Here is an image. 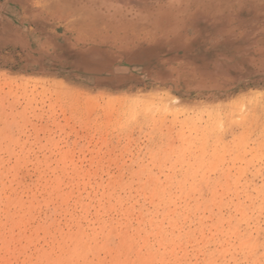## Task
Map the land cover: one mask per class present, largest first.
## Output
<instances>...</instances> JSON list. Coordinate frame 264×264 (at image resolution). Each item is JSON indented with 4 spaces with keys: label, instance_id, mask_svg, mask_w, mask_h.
I'll return each instance as SVG.
<instances>
[{
    "label": "rangeland",
    "instance_id": "obj_1",
    "mask_svg": "<svg viewBox=\"0 0 264 264\" xmlns=\"http://www.w3.org/2000/svg\"><path fill=\"white\" fill-rule=\"evenodd\" d=\"M38 1L0 0V169L20 175L22 186L16 187L15 194L22 193L26 201L34 194L31 226L53 222L66 229L72 225L71 217H81L82 224L91 229L98 227L101 218H114L120 227L126 223L139 226L141 237L151 233L147 245L161 253L165 249L154 235L155 228L169 231L167 235L188 233L191 240L185 244V254L176 249L181 264H264V83L236 81L244 70L237 56L244 51L240 37L264 29V2L100 0L120 8L155 7L166 1L175 5V14H182L175 20V33L161 35V40L113 62L101 55L105 48L92 42L85 44L84 54L76 52L72 33L62 28L61 21L31 14V5ZM182 54H189L182 62L193 68L197 78L192 75L175 82L164 72ZM207 65L213 68L211 74L204 70ZM120 174L132 182V213L126 217L119 208L103 209L107 199L102 195L103 185ZM194 174L202 199L217 195L208 209L194 208L198 192L181 193L180 177ZM56 177L64 179L61 190L70 193L64 199L57 192L45 193L44 186ZM148 178L173 190L169 205L162 206L143 190L142 179ZM80 200L88 204L86 213ZM151 217L152 223L147 221ZM172 219L178 221L177 226ZM7 229L0 226V233L14 240L6 246L0 239V264H35L36 251L50 246L42 233L27 244L19 239L20 229ZM21 230L31 231L30 226ZM139 245V249L145 247L142 242Z\"/></svg>",
    "mask_w": 264,
    "mask_h": 264
},
{
    "label": "bare ground",
    "instance_id": "obj_2",
    "mask_svg": "<svg viewBox=\"0 0 264 264\" xmlns=\"http://www.w3.org/2000/svg\"><path fill=\"white\" fill-rule=\"evenodd\" d=\"M262 2H264V0H262ZM165 4H167V5H165ZM141 5L138 6V7H134V8L133 7H130V6L120 8V7H118L115 4H109L107 2H102L100 0H39L38 2L34 3L33 5H31L30 12H31V14H34L35 13L36 16H38L40 19H44L45 21L46 20L53 21V19L54 20L61 21L62 22V26H63L62 28L63 29L66 28L68 31H70L72 33V38L74 39L75 45H76L75 51L78 52L79 54H81V53L84 54L83 52L85 50L83 48L86 47L85 44L86 43H89V42H92L95 47H97V45H98L102 49L105 48L104 49L105 51L103 53H101V55L103 57H106L110 61L112 60V61L115 62L117 60V58L120 59V57L130 54L132 51H135L136 49H139L142 45H148L150 43H154L153 40H161V38H158L161 35L164 36L166 33L169 34V35L175 33L173 31V28L176 29V26H178V21H175V20H177L176 18L182 17V14H180L179 12H177L178 14H175L174 13L175 10H173V9L175 8V5H173L171 3H166V1L165 2H162V4L160 6L159 5H155V7L152 6V5H142V6ZM261 7L264 8V3L261 4ZM176 15H177V17H176ZM257 47L255 48V46H254V50L256 49V51H259L260 49H262V47H258L259 49ZM260 51H262V50H260ZM186 56H189V54H187V55H185V54L180 55V57H183V58L186 57ZM246 56H248V55H246ZM182 63H184V62H181L179 64L176 73H177V75H180L181 81H184V80H186V77L187 76H190L191 77L195 73L193 72V68L192 67H190V68L189 67H186L185 66L186 64L185 63L182 64ZM193 78H197V77H195V75H194ZM175 102H176V99H175ZM228 102H226V103H228ZM247 102H249V101H247ZM169 104H170V102L168 103V105ZM247 108L250 109V107H247ZM239 110H240V108H239ZM251 110H253V109H251ZM263 110H264V108H263ZM247 111H248V109H247ZM240 112H242V111H240ZM246 112H245V114H246ZM241 114L239 113L238 115H241ZM235 115H236V113H235ZM243 115H244V113H243ZM232 116L234 117V115H232ZM242 116H241V118H242ZM256 118L258 119V117H256ZM238 119H239V117L236 120H238ZM230 121L232 122V118L230 119ZM256 126H257V124H256ZM223 153H224V151H223ZM179 158H181V157H179ZM21 175L23 177V174L22 173H21ZM204 175H203V178H204ZM196 176H198V175H196ZM196 176L194 174V175H191V176H186L185 175V176H181L180 177V180L179 181L181 182L183 180L182 181L183 182V188H181V193H182V195L183 194L186 195V194H191L193 192H198V194H199L200 197L195 198L196 204L194 205V208H199L200 206H206L205 208L208 209L207 207H209V204L210 203H212V202H213L212 204L215 203L216 196L217 195L214 197V199H208V200L207 199H202L201 198L202 197V195H201V193H202L201 191L202 190L199 189L200 184L196 181V179H195V178H197ZM155 177H156V175H155ZM168 177L170 178L169 175H168ZM201 177L202 176L200 175V178ZM20 179L21 178H20V175H18V173L17 174L16 173H10L5 168L4 169L3 168L0 169V226H1V228L3 230H8L7 229L8 226L10 227V229H14V228L17 227L18 229H20V232H19V235H18L19 236V239L20 240H24L25 243H27V244L33 243L38 238V236L40 235V233H42L43 236L48 239L47 241L50 243V246L47 249H43L44 248L43 247V248H40V249H38L36 251V254L34 256L35 264H156V261L157 260L161 261L163 264H166L167 261H170L169 262L170 264H181V262L179 261L180 258L178 259V252L180 251V249H182V251H183L182 254H185V244L190 239V235L188 233H184L183 232L184 233L183 234L181 232L182 234L176 233L178 235H176V234L167 235V233L169 231L167 233H164L163 231L165 229L162 230L161 227L158 228V229L155 228L156 229V232L154 233V235L157 237V240L160 242V244H163L164 247H162V249L163 248L165 249V251L162 250L164 252L161 253L160 250L154 249L152 246L150 247V246L147 245L148 244L147 243V241H148L147 236L148 235L150 236L151 233L148 232L149 234L147 236L144 235V237H141L140 232L142 230H141V228L139 226H135V225L133 226L132 225L133 223L132 224L126 223L125 226H124L123 223H122L123 227H120L121 226L120 223L118 222V220L117 221L114 220V218L113 219L112 218H110V219H102L101 218V219L98 220V227H93L91 229H89V227H87V226H85V225L82 224V222L80 220L81 217H71V219H72V225L67 226L66 229H63V228L57 226L53 222H51L49 224H37L35 226H31V223H32L31 222L32 221V212H33V210L35 208V204L34 203H35L36 199H35L34 194H32L30 196V198L27 199V201L21 198V196H22L21 195L22 194L21 192H19V193H21L20 194L21 196L18 195V193L15 194V192H16L15 190H17L16 187L19 186V189H20V187L22 186V182H21L22 180L20 181ZM74 179H75V177H74ZM63 180L64 179L62 177H56L51 183H49L46 186H44V189L46 190L45 193L48 194V195H51L52 193L57 192L58 197L61 198V199H64L65 197L69 196V194H70L69 192H63L61 190V184L63 183ZM202 180H203L202 178H201V180L199 179V181H202ZM235 180H236V178H235ZM142 181L143 182L141 184V187L143 188V190L144 191H147L152 198H156L159 201V203H162L163 204L162 206L168 204L171 201V199H173V196H172V194H173L172 191L173 190L171 191V189H169V187H164V185L163 186H160V184H158L155 180H151L149 178L145 182H144L143 179H142ZM178 183H176V184H178ZM14 184L16 186L13 188V185ZM205 184H207V183H205ZM133 186H134V184H133ZM131 188H132V182H131V179L129 177L128 178H125L124 175H122V174H120L118 176H115V177H112L107 182V184L105 186L103 185V193H102V195L103 196L106 195V197H107V199H106V201H105V203L103 205V209L105 211H110L112 209L119 208L120 211H121V213H122V215L124 217L129 216L132 213V211H131V208L132 207L129 204L130 194H131ZM22 189H24V188H22ZM18 191H20V190H18ZM25 191L27 192V190H25ZM190 198H191V196H190ZM200 198L202 200L199 201ZM179 200H180V198H179ZM175 204H177V203H175ZM263 205H264V203H263ZM134 206H135V204H134ZM187 206H189V205H187ZM215 206H216V204H215ZM217 206H218V204H217ZM80 207H81L82 211H84V213L87 212V210H88V204L85 203L83 200H80ZM179 207H180V205H179ZM229 207H230V205H229ZM142 208H145L144 205L142 206ZM183 208H181V210ZM186 208H184V210H187ZM214 208H217V207H214ZM206 209H204V210H206ZM236 209H237V207H236ZM256 209L258 211H260L259 210L260 208L259 209L256 208ZM140 210H142V209H140ZM176 210H174V211H176ZM195 210L196 209H194V211ZM242 210H243V208H242ZM222 211H223V209H222ZM230 212H229V214H230ZM165 213H166V211H165ZM210 213H212V212H210ZM220 213H221V211H220ZM170 214H172V212ZM188 214H187V216H188ZM263 215H264V213H263ZM142 216H144V215H142ZM174 216H175V214H174ZM259 216H260V214H259ZM166 217H168V216H166ZM178 217H179V215H178ZM200 217L201 216H199V218ZM231 217H232V215H231ZM152 218L153 217L149 218L147 221H149L150 223H152L153 222V219ZM115 219H117V218H115ZM173 219H175V217H173ZM173 219H172V221H174ZM248 219H250V218H248ZM202 220H204V219H202ZM216 220H217V218H216ZM2 221L4 222V223H2L3 225L1 224ZM147 221H145V222H147ZM182 221L180 223H182ZM180 223H179V225H180ZM189 223H191V222H189ZM195 223H196V221H195ZM231 223L229 222V224H231ZM177 224H178V221H174L173 222V226H177ZM200 224H201V222H200ZM217 224H219V223H217ZM164 225H165V223H164ZM201 225H203V224H201ZM27 226H30V230L31 231H30L29 234H26V231L25 230H21L22 228H26ZM151 226H153V224ZM216 226H215V228H216ZM197 227H198V224H197ZM220 227H221V224H220ZM187 228H189V227H187ZM254 228H255V226H254ZM200 229H202V228H200ZM213 229H214V227H213ZM213 229H211V230H213ZM227 229L229 230V228H227ZM182 230H183V228H182ZM235 230H236V228L234 229V231ZM195 231H197V230H195ZM221 231H222V229H221ZM143 232L145 234L147 233L146 231H143ZM212 232L213 231H211L210 233H212ZM238 232L239 231H237V233ZM171 233H173V232H171ZM189 233H190V231H189ZM229 234H227V235H229ZM242 234H244V233H242ZM191 235H192V233H191ZM203 237H204V235H203ZM206 237H204L205 240H206ZM211 237H212V235H211ZM255 237H256V235H255ZM222 238H224V237H222ZM0 239L3 242V244L6 245V246L12 240H14L11 235H10V238H9V237H5V235L2 234V233H0ZM149 239L151 240V238H149ZM213 239L211 238V240H213ZM224 239L222 241H224ZM236 239H234V240L237 241ZM250 239H251V237H250ZM192 240H195V239H192ZM201 241H202V239H201ZM243 241L245 242L246 240H243ZM248 241L245 242L246 245L248 244ZM140 242H142V246H145V247H143L144 248V251L142 250L143 248L142 249H139L140 248V245H139ZM189 242H191V241H189ZM195 242H196V240H195ZM227 244H228V242H227ZM232 244H233V242H232ZM150 245H151V243H150ZM203 245H204V243H203ZM192 246H194V243L192 244ZM223 246H224V244H223ZM177 248H179L178 252H176L177 251L176 250ZM212 248H213V246H212ZM167 250H168V252L166 253ZM245 250H247V249H245ZM187 251H188V249H187ZM189 251H190V249H189ZM249 251H250V249H249ZM251 251H250V253H251ZM26 253H27V251H26ZM196 253H197V250L195 251V254H194V252L192 254L196 255ZM203 253H205V252H203ZM243 253H244V251H243ZM212 255H214V254H212ZM236 255H237V253H236ZM189 256H187V257L189 258ZM219 256H221V255H219ZM223 256H225V255H223ZM249 256H251V255H249ZM249 256L248 257L246 256V257L249 258ZM259 256H260V254H259ZM259 256H258V258H260ZM190 257H192V256H190ZM210 257L212 258L211 254H210ZM261 257H262V254H261ZM214 258H215V255H214ZM251 258H252V256H251ZM192 259H194V258H192ZM209 259L207 258L206 260H209ZM203 260H205V259H203ZM2 261L0 263H2ZM188 261H190V260H188ZM197 261H198V259H197ZM249 261H251V260H249ZM5 262L6 261H4V263ZM24 262H26V261H24ZM262 262H263V259H262ZM230 263H232V262H230ZM253 263H254V261H253ZM256 263H258V262H256Z\"/></svg>",
    "mask_w": 264,
    "mask_h": 264
},
{
    "label": "crops",
    "instance_id": "obj_3",
    "mask_svg": "<svg viewBox=\"0 0 264 264\" xmlns=\"http://www.w3.org/2000/svg\"><path fill=\"white\" fill-rule=\"evenodd\" d=\"M240 40H241V42L239 43L240 49L244 51L240 52V54H238L237 56L238 58H240L239 61L241 62V65L244 68V70L241 72L242 77L237 79L236 81H240V82L256 81V82L264 83V29H260V30L258 29V31L255 32L244 33V35L240 37ZM245 45H247V47H245ZM254 46L255 48L257 46L262 47V49H260L262 51L260 50L256 51V49L254 50ZM238 47L236 48V50L238 49ZM221 54H222L221 56H223V53ZM251 56L255 58L253 59L254 61H249L248 58H250ZM178 58L179 59L175 62L174 67L168 68L164 72V74L168 75L170 78H172L171 80L175 82L181 81V77L180 75H177L176 71L178 69L179 64L182 62L183 57L179 56ZM226 59L228 60V58ZM228 63L229 62L226 61L225 64L228 66ZM207 66L208 67H206L204 70L206 73L211 74V72H213V68L211 66L209 67V65ZM226 73L228 75L229 71L226 70ZM231 80L232 79L229 78L222 79V81H226V82Z\"/></svg>",
    "mask_w": 264,
    "mask_h": 264
}]
</instances>
